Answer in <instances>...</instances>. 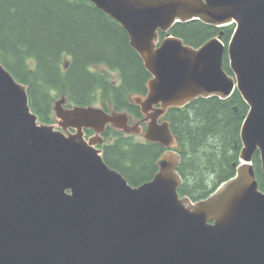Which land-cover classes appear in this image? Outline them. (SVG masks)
<instances>
[{
	"label": "water",
	"instance_id": "95a60500",
	"mask_svg": "<svg viewBox=\"0 0 264 264\" xmlns=\"http://www.w3.org/2000/svg\"><path fill=\"white\" fill-rule=\"evenodd\" d=\"M83 1L123 27L151 75L144 96H129L144 117L131 126L125 112L68 108L62 95L54 122H41L27 86L0 62V264H264V191L252 163L258 152L264 175V0ZM195 20L234 24L227 46L223 31L197 48L170 34ZM234 91L248 111L233 176L204 198L180 196L178 142L160 119ZM143 123V138L166 150L153 178L132 186L97 145L107 125L140 134Z\"/></svg>",
	"mask_w": 264,
	"mask_h": 264
},
{
	"label": "trees",
	"instance_id": "16d2710c",
	"mask_svg": "<svg viewBox=\"0 0 264 264\" xmlns=\"http://www.w3.org/2000/svg\"><path fill=\"white\" fill-rule=\"evenodd\" d=\"M221 30L226 46L233 25ZM219 32L197 20L175 24L170 30L194 48ZM0 62L27 86L29 105L44 123L52 122L53 102L62 95L67 106L97 104L106 111L111 106L139 117V107L129 103L128 97L144 94L151 77L123 27L83 0H0ZM223 69L232 74L226 53ZM234 105L238 114L232 112ZM247 110L237 91L228 99L198 98L183 108L168 110L165 118L181 155L180 196L204 198L233 176ZM103 136L112 138L103 147L105 163L129 184L138 186L153 178L155 161L163 152L160 145L135 141L110 127ZM252 163L258 188L264 191L258 152Z\"/></svg>",
	"mask_w": 264,
	"mask_h": 264
},
{
	"label": "flooded vegetation",
	"instance_id": "af4514ba",
	"mask_svg": "<svg viewBox=\"0 0 264 264\" xmlns=\"http://www.w3.org/2000/svg\"><path fill=\"white\" fill-rule=\"evenodd\" d=\"M108 111L110 112L111 111V108L108 109ZM142 118V115L140 114L139 117H135L134 115H132L131 113H128V121H129V124L130 125H135L137 122H139ZM145 124H141V133H143V131L145 130ZM87 132H90V133H87V135H90L91 134V131H87ZM104 135V133H103ZM104 137V136H103ZM128 137H131L133 140L135 139L134 137L136 136H128ZM137 137H141V135H138ZM112 141V138L110 137L109 139H105L104 137V144H102L101 146H99V148H102L104 147V145L106 144V142H110ZM138 142H142L143 143V139L141 141H138ZM164 151V150H163Z\"/></svg>",
	"mask_w": 264,
	"mask_h": 264
},
{
	"label": "rangeland",
	"instance_id": "374dc122",
	"mask_svg": "<svg viewBox=\"0 0 264 264\" xmlns=\"http://www.w3.org/2000/svg\"><path fill=\"white\" fill-rule=\"evenodd\" d=\"M95 106H99V105H95ZM54 118V114L52 113V119ZM134 140H136V141H140V140H142V138L141 137H135V139Z\"/></svg>",
	"mask_w": 264,
	"mask_h": 264
}]
</instances>
